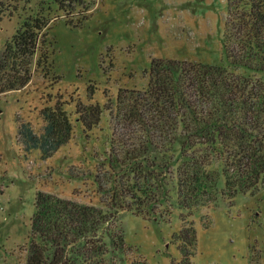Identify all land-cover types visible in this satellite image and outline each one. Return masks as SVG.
Here are the masks:
<instances>
[{
  "label": "rangeland",
  "instance_id": "374dc122",
  "mask_svg": "<svg viewBox=\"0 0 264 264\" xmlns=\"http://www.w3.org/2000/svg\"><path fill=\"white\" fill-rule=\"evenodd\" d=\"M225 17L226 0H0V54L24 22L43 24L30 81L0 92V264H25L39 191L105 209L107 193L98 190L94 176L107 169L105 159L120 128L116 96L119 89H145L152 59L264 78V73L226 66ZM56 102L69 115V141L47 158L37 148L25 151L18 140L20 123L40 134V111ZM94 103L102 107L100 121L87 129L75 108ZM174 160L154 199L140 205L135 198L128 202L131 211H118L124 250L111 253L106 235L109 251L101 261L178 264L181 254L173 236L185 218L195 229L192 264H264V184L254 193L238 190L228 198L221 193L225 178L219 167L213 202L187 211L177 200L178 146ZM218 165L212 161L209 168Z\"/></svg>",
  "mask_w": 264,
  "mask_h": 264
},
{
  "label": "trees",
  "instance_id": "16d2710c",
  "mask_svg": "<svg viewBox=\"0 0 264 264\" xmlns=\"http://www.w3.org/2000/svg\"><path fill=\"white\" fill-rule=\"evenodd\" d=\"M42 27L38 20L24 22L5 45L0 92L30 81ZM222 50L227 67L264 73V0H226ZM115 107L120 128L105 159L107 169L94 176L98 190L107 193L105 209L39 191L25 264H104L106 235L111 253L123 251L118 211H131L128 202L135 198L140 205L155 198L165 176L173 172L176 146L181 159L175 170L177 200L187 211L213 202L219 167L225 178L221 193L228 198L238 190L254 193L264 184V78L154 58L145 89H119ZM75 113L91 129L100 121L102 107L79 104ZM40 114L42 132L20 123L18 140L25 151L37 148L47 158L69 141L72 125L60 102ZM212 161H219L215 169L209 168ZM185 221L173 236L181 254L178 264H192L196 243L193 222Z\"/></svg>",
  "mask_w": 264,
  "mask_h": 264
}]
</instances>
